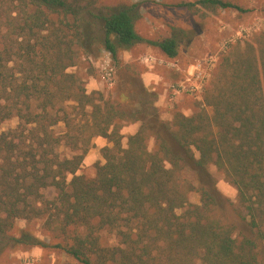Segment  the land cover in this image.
I'll use <instances>...</instances> for the list:
<instances>
[{
    "label": "trees",
    "instance_id": "obj_1",
    "mask_svg": "<svg viewBox=\"0 0 264 264\" xmlns=\"http://www.w3.org/2000/svg\"><path fill=\"white\" fill-rule=\"evenodd\" d=\"M85 1L0 0V234L18 221L43 220L62 238L53 246L61 264H263L264 30L224 59L203 96L212 114L177 113L164 134L88 93L68 71L83 48ZM179 6L248 11L224 0ZM100 19L113 59L142 42L129 9ZM150 44L169 58L177 54L175 39ZM128 120L140 125L123 145L120 123ZM95 137L110 146L87 177L78 171ZM171 141L196 154L198 169L214 167L235 188L247 235L238 239L213 216L208 191L181 178ZM194 190L199 204L189 201ZM104 234L117 244L103 245ZM17 242L48 246L27 232Z\"/></svg>",
    "mask_w": 264,
    "mask_h": 264
},
{
    "label": "rangeland",
    "instance_id": "obj_2",
    "mask_svg": "<svg viewBox=\"0 0 264 264\" xmlns=\"http://www.w3.org/2000/svg\"><path fill=\"white\" fill-rule=\"evenodd\" d=\"M196 0H86L80 14L84 30L82 47L77 50V60L68 71L74 73L88 93H97L110 104L164 133L163 124L172 128L175 114L191 116L199 109L209 115L211 108L204 106L203 96L213 79L219 75L224 59L235 47L242 48L255 33L264 30V0H224L248 11L235 10H187L181 3ZM129 9L136 34L142 39L128 48L117 51L116 58L103 48L104 30L102 16L118 9ZM164 39H175L177 54L166 56L158 47L150 44ZM150 42V43H149ZM202 63L207 78L195 81L194 66ZM206 62V64H205ZM108 73H110L109 86ZM190 79V82L187 80ZM190 85H201L194 93H187ZM139 121L120 123L119 133L125 145L128 136L134 134ZM15 121L3 128L13 127ZM165 134V133H164ZM154 141L149 140L153 147ZM110 146L105 139L95 137L92 148L83 161L78 174L92 177L97 164H102L100 149ZM171 146L182 159L181 178L194 189L204 187L214 200L213 216L223 225L231 227L238 239L248 232L239 219L240 208L235 188L224 175L210 166L200 170L194 164L196 154L185 153L171 141ZM198 193L189 194V201L199 204ZM43 220L18 221L13 229L0 234V264H61L62 252L54 248L62 242L42 226ZM23 232L48 244L47 247L18 243ZM102 243L117 244L112 235L104 234ZM264 264V263H263Z\"/></svg>",
    "mask_w": 264,
    "mask_h": 264
},
{
    "label": "built area",
    "instance_id": "obj_3",
    "mask_svg": "<svg viewBox=\"0 0 264 264\" xmlns=\"http://www.w3.org/2000/svg\"><path fill=\"white\" fill-rule=\"evenodd\" d=\"M206 64V62H205ZM204 65H202V63L198 62L195 66H194V74H193V79L195 81H203L205 78H207V75L205 73V70L203 68ZM108 75V80H109V86H112V82H110V73L107 74ZM187 82H190V79L187 80ZM201 89V85H190L189 88L184 89L187 91V93H194L197 92Z\"/></svg>",
    "mask_w": 264,
    "mask_h": 264
}]
</instances>
